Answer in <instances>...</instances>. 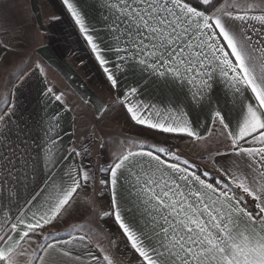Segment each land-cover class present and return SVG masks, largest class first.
<instances>
[{
  "label": "snow or ice",
  "instance_id": "1",
  "mask_svg": "<svg viewBox=\"0 0 264 264\" xmlns=\"http://www.w3.org/2000/svg\"><path fill=\"white\" fill-rule=\"evenodd\" d=\"M199 2L198 8L191 0H106L107 14L96 27L81 0H63L112 88L129 71L143 77L118 97L131 121L196 142L214 137L224 146L212 154L219 179L210 183L202 178L207 171L197 174L177 151L125 139L111 163L99 168L110 197L102 216L112 218L141 264H264V0ZM149 85L171 94L145 99ZM46 94L63 101L51 87ZM13 97L9 89L0 109V264H116L109 249L119 241L103 247L89 220L65 229L66 239L45 231L71 215L95 174L71 159L86 149L58 154L56 132L44 146L41 176L29 164L25 128L12 120ZM205 110L210 121L193 118ZM107 111L98 107L97 118Z\"/></svg>",
  "mask_w": 264,
  "mask_h": 264
},
{
  "label": "crops",
  "instance_id": "2",
  "mask_svg": "<svg viewBox=\"0 0 264 264\" xmlns=\"http://www.w3.org/2000/svg\"><path fill=\"white\" fill-rule=\"evenodd\" d=\"M250 2H259V0H250ZM105 4L106 0H81V6L88 20L96 27H101L102 17L107 14ZM2 45H7V48ZM108 58L113 59L111 55ZM37 63L44 68L43 73L36 68ZM18 69L20 73H17ZM25 71L28 73L26 79L22 83L18 82V76ZM142 79L143 77L129 71L120 76L119 86L112 88L106 74L79 32L78 26L63 5V0H0V98H2L0 109L4 108V100L8 98L9 89H12L13 102L18 106L12 120L25 128L29 142V164H34L41 176L46 175L43 149L48 135L55 136L58 132L61 138L57 144L58 154L67 155L72 148L82 152L86 149V154L73 156L71 159L75 160L76 164L87 166L98 177L99 171L95 168L93 171L91 164L92 150L95 151L94 154L113 156L125 139L140 140L142 138L148 143L160 144L177 151L182 160L187 159L190 164L195 165L193 170L197 171V174L207 171L209 175L202 176L207 182L210 176H217L219 179L212 154L217 150L224 151V146L218 143L216 138L213 137L204 143L196 142L186 135L183 138L178 137L179 135L168 137L165 134L141 128L131 121L126 110L118 102V97L122 96L128 86H135L141 83ZM14 84L18 86L13 89ZM90 84L95 85V88H91L93 86ZM47 87H51L55 94L63 93V101L57 102L53 95L46 94ZM67 87L73 93L75 90L79 97H82V105L93 108L95 114H92L91 118L97 116L98 107L106 105L108 100L103 97L105 93L110 92L115 116L108 121L100 122L101 124L110 123L108 131L106 129H103V132L101 129L96 131L92 128L89 134H84L87 129V120L83 118V112L80 110L82 106L76 103L73 93L68 96V99L65 97ZM142 91H144L145 99H156L171 94L156 85H149ZM219 96L223 101L222 90ZM103 99L107 102H103ZM57 113L60 114L59 126L54 132L48 133L50 122ZM197 117L202 121H210V114L206 110L194 112L193 118ZM9 128L10 139L15 140V123L10 124ZM123 133L126 135L124 136ZM117 136H120L119 143H117ZM102 143L103 148H101ZM0 154H3V149H0ZM20 163L23 164V160ZM200 167L203 168L202 173H199ZM0 176H3L2 172ZM99 179L101 180L100 177ZM88 185L89 183L80 191L88 190ZM99 187L102 191V199L109 209V194L100 183ZM250 202L249 198V206L252 207ZM111 222L115 224L112 218ZM115 226L118 241L124 244V247H127L136 261L141 264L138 254L127 244L118 226L116 224ZM49 230L58 233L59 221L50 229H45V231ZM58 238L66 239L67 234L58 235ZM93 251L96 250L93 249Z\"/></svg>",
  "mask_w": 264,
  "mask_h": 264
},
{
  "label": "rangeland",
  "instance_id": "3",
  "mask_svg": "<svg viewBox=\"0 0 264 264\" xmlns=\"http://www.w3.org/2000/svg\"><path fill=\"white\" fill-rule=\"evenodd\" d=\"M17 73H20L19 69L17 70ZM90 86H93L91 88H95L94 87L95 85L93 84H90ZM66 89H67L66 91L67 96L65 95V97L68 99L69 98L68 96H71L73 92L68 87ZM73 91H74L73 95L75 96L76 103L82 106L80 110L83 112V118L87 120L86 122L87 129L84 128L86 130L84 134H87V133L89 134L92 128H94V130L96 131H98V129H101V131L103 129H106L108 131L110 123L104 122L103 124H101L100 122L103 120L108 121L110 118H113V116H115V108L113 107V104L110 101L112 100L110 92L108 91L107 93H105V96L103 97V98H107L108 102L106 99L102 100L103 102H107L106 105L108 106V111L103 115L102 118H97V116H93L91 118L90 116L92 114H95L93 111V108L90 107L89 105L87 106L82 105V101H81L82 97L80 98L79 95L76 93V91L75 90ZM95 97L98 98L97 96ZM0 100H2V98H0ZM0 104H1V101H0ZM80 125L82 126V123H80ZM110 128H112V126ZM118 131L120 130L118 129ZM123 135L125 136L126 134L123 133ZM120 136H117V138ZM140 140L145 141V140H142V138ZM117 141H118L117 143H119V138L117 139ZM94 152H95L94 150L91 151L92 153V156H91L92 163L91 164L93 165L92 167L93 171H94V168L97 171H99L100 167H105L111 163L113 156H107L103 154L98 155V154H94ZM99 177L101 179L104 178V174H102L100 171H99ZM99 177L95 175L94 181L89 182V185H88L89 189L88 190L83 189L82 191L79 192V195L76 198V202L73 205L71 215L66 216L64 220L59 221L58 234L59 235L67 234L65 229L70 230V225L76 224V223H83L84 220H89L93 223V226L96 227L100 233V236L98 237L99 242H102L101 243L102 246L108 249L109 240L118 241V237L116 234L117 233L116 226L115 224L111 222V218L102 216V213L109 211V209H108L107 204H105L106 202H104V200L102 199V191H101V188L99 187V183H100ZM109 251H110V255L116 260V264H140L136 261L135 257L132 255L129 249L127 247L125 248L124 244H122L120 241L118 244H113L111 248L109 249Z\"/></svg>",
  "mask_w": 264,
  "mask_h": 264
},
{
  "label": "trees",
  "instance_id": "4",
  "mask_svg": "<svg viewBox=\"0 0 264 264\" xmlns=\"http://www.w3.org/2000/svg\"><path fill=\"white\" fill-rule=\"evenodd\" d=\"M191 2H192V4H193V6H195V7H200V2H199V0H191ZM141 128H143V127H141ZM166 136H168V137H171V136H173V135H171V134H165ZM178 137H181V138H183L184 136H178ZM200 169V172L199 173H202L201 171H203V168H199ZM217 176H210V179H209V182L210 183H215V181L217 180ZM250 204H251V202H250ZM252 205V204H251ZM254 205H252V207H253Z\"/></svg>",
  "mask_w": 264,
  "mask_h": 264
}]
</instances>
